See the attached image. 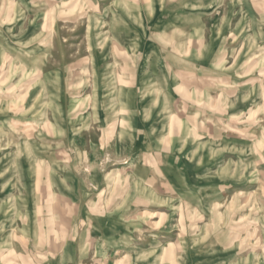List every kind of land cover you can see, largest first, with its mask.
<instances>
[{
	"label": "rangeland",
	"instance_id": "rangeland-1",
	"mask_svg": "<svg viewBox=\"0 0 264 264\" xmlns=\"http://www.w3.org/2000/svg\"><path fill=\"white\" fill-rule=\"evenodd\" d=\"M13 1L17 4L20 1V13L16 14ZM206 1L0 0V44L2 51L7 52L0 61V184L7 179L10 180L7 191L11 187L21 189V180L9 176L20 173L18 160L28 157L33 170L41 173L44 170L41 179L45 186L49 176V167L45 164L50 156L48 153L62 157L65 152L75 158L78 152L26 148L24 145L25 142L30 145L32 138L41 131L36 118L33 122L27 111L30 92L41 88L31 86V81L42 77L41 70L45 69L43 65H48L47 60L50 74L45 76L48 78L43 83L46 85L50 81L47 87L50 93L57 89L56 77L63 76L70 84V92L87 96L92 87H87L84 95V91H80L84 84L82 87L79 82L93 78L91 55L76 52L78 48L119 45L117 39L123 42L129 38L130 46L135 45L134 51L128 54L134 61L133 70L127 71L119 65L114 78L120 82L113 90L104 87L102 91L104 101L113 102L108 108L104 102V110L111 114L108 126L114 130L127 126L132 112L135 115L142 108L146 114L149 112L160 87L154 83L156 79L150 80L153 73L141 75L147 80L141 87L146 91L145 98L140 92L128 96L127 90L132 87L126 82L134 78L135 68L145 59L148 61L143 47L151 44L157 50L153 61L158 63V73L167 83L161 86L164 98L159 101L160 108L153 107L147 122V149L138 153H142L149 164L150 188L156 184L154 177H161V197L144 202L146 206L131 205L133 199L141 197V186L131 180L137 167V155L132 151L127 155L104 151L93 165L80 168L75 165L74 170L95 174L102 180L100 202L104 207L114 206L115 209L120 205V210L126 208L128 216H132L130 222L162 234L167 248L165 264H190L192 254L207 247L220 251L222 244L214 241L218 238L230 241L231 254L264 255V0H211L209 6ZM203 5L205 8H201ZM157 6L161 9L160 16L166 14V20L172 21L173 26L176 24L177 49L173 39L159 43ZM42 10L49 12L35 15L34 12ZM213 10L215 14H211L210 20L203 15L197 16L213 13ZM12 12L17 16L13 18ZM223 17H226L224 28ZM30 20L43 25V32L33 40L34 46H43L45 50L39 53L38 61H33L36 54L29 52L32 40L12 35L19 30L23 35L31 32L34 22ZM110 24L115 27L113 30ZM14 26L12 32L9 28ZM172 30L174 27L167 29L169 35ZM53 35L56 45L74 49L70 61L46 55V46L52 44L49 36ZM9 47L17 49L18 53L14 55ZM203 48L204 54L199 53ZM208 50L207 59L210 61L213 56L215 69L202 68ZM100 56L99 75L102 81L110 80L108 61L111 56L105 53ZM12 58L16 60L11 61ZM174 64L182 68L174 71ZM175 74L181 79L176 80ZM196 75L199 82L192 81ZM127 99L133 104L128 105ZM89 104L88 101L81 107ZM20 108L22 116L16 114ZM127 110L131 117L126 116ZM161 114L168 118L162 120ZM115 135L114 132L113 137ZM37 158L41 159L38 167ZM180 184L181 195L175 189ZM14 204H21V200L7 199L3 206ZM40 204L58 207L60 201L55 197L43 198ZM51 227L54 238L62 236V231L52 222ZM139 239L143 243L147 241L145 237ZM41 250L39 247L40 253ZM54 250L57 253L59 247ZM11 256L15 255L10 253L7 257ZM118 259L117 264H128V258L121 260L120 256Z\"/></svg>",
	"mask_w": 264,
	"mask_h": 264
},
{
	"label": "crops",
	"instance_id": "crops-1",
	"mask_svg": "<svg viewBox=\"0 0 264 264\" xmlns=\"http://www.w3.org/2000/svg\"><path fill=\"white\" fill-rule=\"evenodd\" d=\"M209 1L211 0L206 1V5L210 4ZM13 6L17 8L16 14L20 13V1L19 4L14 2ZM204 6H201V8H205ZM157 11L159 19L156 22L159 27V43H168V38L171 41L173 39V45L175 44L177 49L176 35L178 30L176 24L173 26L172 21H167L166 14L160 16L161 9H158V6ZM40 12L44 14L49 11L42 10L34 13L36 15ZM212 12L210 14H197V16L203 15V17L210 20L211 16L215 14L214 10ZM11 14L13 18L16 15L14 12ZM175 18L178 19L176 16ZM241 18H239L238 23L241 22ZM11 19L12 17H10V22L13 21ZM30 21L34 22L35 20ZM35 22L34 25L30 26L31 32L23 35V31L19 30V32L16 31V34L12 35L14 38L32 40L29 52L32 55L36 54V57L32 59L38 61L39 53L45 50L43 46L36 47L33 45V40L38 39L43 32V25L39 26ZM221 22L224 28L226 17H223ZM113 27L110 24L111 30H113ZM171 27H174V30L169 35L167 29ZM14 28L15 26L9 29L13 32ZM179 32L181 33V30ZM54 39V35L49 36V41L52 44L46 46V55H50V58L57 55L62 61H65V59L70 61L69 57L74 49L67 45H56ZM117 42L119 45L104 46L99 44L85 49L79 47L76 51L80 54L89 53L91 55L89 60L91 61L93 78H90L91 81L84 78L79 82L81 86L84 84V87L82 86L83 88L80 89V91H84V95L87 87H92L91 93L87 96L70 92V84L63 76L56 77L57 89H53L54 92L50 93V88H47L51 85L50 81L46 85L43 83V80L48 78L45 76L50 74L49 60H47L48 65H43L45 69L41 70L42 77L32 79L31 86H40L41 88H34L30 92L31 101L27 114L31 116L33 122L36 118V123L41 126V131L36 138H32L30 145L25 142V147L63 151L78 150V152H76L75 158H72L70 153L65 152L62 157L55 156L54 152L52 154L48 153L50 156L46 161L49 162L45 164L49 167V176H47V185L45 186L44 181L41 179L44 176V170L42 169V173L38 169L33 170V163L31 159L28 160V157L22 158L18 160V164L16 163L21 170V174L16 172L13 176L8 175L14 180H21V189L11 187L7 191L6 186L10 182L7 179L4 184H0V264H117L120 261L118 259L120 256L121 260L128 258V264H165L166 255L164 252L167 248L165 241H162L164 239L162 234L160 232H150L146 229L147 227H143L142 223L140 225L130 222L129 219L132 216H130L131 218L128 216L126 208L120 210V205L115 209L114 206L104 207L100 202L103 194L102 180L95 174L74 170L75 165L77 167L93 165L94 161L101 159L104 151H113L115 155H127L129 151H132V154L137 155V167L131 175V180L141 186L139 194L141 197L138 200L133 199L135 204L131 203V205L137 208L143 204L146 206L144 202L148 201L149 203L152 198L159 199L161 197L159 191V184L162 183L161 177H154V183L156 182V184L150 188L152 181L149 178V164L146 162L145 156L138 153V151L147 149L146 141L149 138L147 122H149L153 107L160 108L159 101L164 98L161 93L163 91L161 86L165 85L167 81L165 77L160 76L158 73L159 69L156 67L158 63L153 61L157 50L151 44L144 46L143 52L148 55V61L145 59L139 67L135 68L134 78L127 80V86L132 87V89L127 90V94L128 96H134L140 92L143 93L142 96L145 98L146 91L141 87L147 80L141 75L153 73L150 80L156 79L154 83L157 82L160 86L156 90L158 94L153 101V106L147 114L143 108L141 112L135 113V115L133 112V115L128 113L127 110L126 116L131 117L132 115V117L129 118V124L125 127H119V130H114L113 127L108 126L111 114L107 113L109 111L105 112L104 102L107 108L113 102L109 99L104 101L102 91L104 87L113 90L114 85L120 82L117 77L114 78L115 73L118 75L119 65L127 71L133 70L134 67V61L128 54L134 51L135 45L130 46L129 38L123 42L117 39ZM1 46L0 44V61L4 59L3 54L4 56L7 54V52L2 51L3 47ZM9 48L14 55L18 53L17 49ZM203 50L204 48L199 53L204 54ZM104 53L111 56L108 61L111 78L102 81V77L99 75V65L102 58L100 55ZM65 55H68V58H65ZM208 57L209 50L206 53V59L202 61V64H204L202 68L206 70L215 69V59L212 56L209 61ZM15 60L14 58L11 59V61ZM14 63H11V65ZM173 68L174 71H177L182 67L174 64ZM68 70H70V66ZM160 79L163 82L159 81ZM175 79H181V77L179 78L175 74ZM194 80L199 82V76L196 75L192 81ZM88 81H90V84H88ZM114 82L116 83L114 84ZM197 84L199 85V83ZM71 101H73V104ZM88 101L90 104L84 106ZM82 104H84V107H81ZM127 104L132 105L133 103L127 99ZM76 110H79V112H76ZM18 111L16 114L22 116V109L20 108ZM192 112L197 113V115L200 114L199 111ZM159 118L164 120L168 116L161 114ZM114 132L117 133L115 137H113ZM38 160L41 161V159L37 158V167ZM0 178H2V174H0ZM183 181L187 182V179H183ZM178 186L179 188H177ZM178 186H175L176 193L181 195L183 194L182 184ZM50 197L58 199L60 205L50 208L47 205L40 204L41 199ZM12 198L20 199L21 204L3 206L7 199ZM11 214H15V216H9ZM51 222L55 224L58 231H62V236L59 234L58 238H54L55 233L52 234ZM140 237L147 238V241L140 242ZM214 241H216V244H222L223 249L217 251L207 247L203 251H198L189 258L190 264H264V255L262 254H231L230 241L221 240L220 238L214 239ZM3 246L5 249H2ZM39 247H42L41 253ZM55 247H59L57 253L54 250ZM10 253L15 256L7 257Z\"/></svg>",
	"mask_w": 264,
	"mask_h": 264
}]
</instances>
